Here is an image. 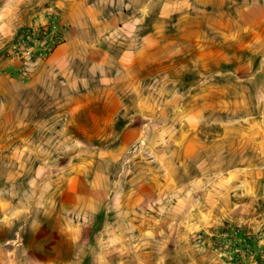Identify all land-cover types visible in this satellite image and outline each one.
<instances>
[{"label":"rangeland","instance_id":"374dc122","mask_svg":"<svg viewBox=\"0 0 264 264\" xmlns=\"http://www.w3.org/2000/svg\"><path fill=\"white\" fill-rule=\"evenodd\" d=\"M134 13L122 15L133 21L102 44L115 54L142 45L157 53L142 74L129 75L118 61L117 139L108 144L76 138L96 117V106L84 108L86 95L101 93L95 90L101 72L90 71L93 60L49 61L61 45L41 60L30 56V48L44 50L33 35L40 22L53 24L41 29L47 42L57 26L68 33L61 6L21 0L19 9L0 10V239L6 260L16 232L25 242L39 226L28 213H46L48 227L55 222L51 213L74 188L71 156L82 144L117 149L116 162L102 159L100 168L83 175L89 182L100 177L104 189L110 181L109 198L101 199L100 245L89 236L82 252L90 264L264 260V243L256 241L264 232V0L194 2L181 19L165 22V35L154 44L143 37L158 18L153 13L141 27ZM125 130L132 135L124 137ZM158 177V184L150 181ZM139 190L143 199H137ZM188 193L195 199L191 227L176 218L174 207ZM253 219L262 225L253 228ZM18 254L28 252L22 246Z\"/></svg>","mask_w":264,"mask_h":264},{"label":"crops","instance_id":"0c3cea01","mask_svg":"<svg viewBox=\"0 0 264 264\" xmlns=\"http://www.w3.org/2000/svg\"><path fill=\"white\" fill-rule=\"evenodd\" d=\"M40 1L46 2L48 0ZM212 1L145 0L143 3H132L130 0H55L57 5L64 10V20L70 25V29L66 34L65 41L59 48L60 51L56 52L49 61L65 62L73 59H91L93 61L88 63L90 71L101 72V77L98 75V86L95 89L101 93L96 97H90L94 94L86 95V103H84V108L97 107V109L92 107L96 117L92 126L81 131L82 134H76V138L81 140L108 139V144H110L111 139H117V102L113 99L119 84L116 65L119 61L121 67L126 69L129 75L132 71H134V75L142 74V70L146 68L147 59L154 57L157 53L150 48V45H142L132 51L125 49L120 54H115L110 48L104 47L103 41L108 42L117 39L120 30H123L133 21L132 19H122L121 16L132 10L135 12L134 16L139 18L137 24L142 27L147 18L154 13L158 18L157 28L143 37L145 43L154 44L159 42V37L165 35V22L167 20L171 18L181 19L194 2L209 4ZM20 5L21 0H0V10L3 12L8 8L19 9ZM172 57H175V54ZM135 80L138 79L135 78ZM131 132V130H125L122 134L127 137L132 135ZM71 158L72 171L76 172L74 174V188H71L67 196L58 204L57 209L51 213L52 220L55 222L50 223V227H48L46 213H28L29 222L31 223L32 219L36 220L39 224L38 228L29 232V238L25 242V238H20V231L16 232V239H13L12 248L8 251L11 258L7 260L6 245L4 239L1 238L0 264H90L88 256L82 252L91 241L89 236H93L94 244L99 243L100 245L98 238L104 230L100 228V220L104 211L101 199L104 198L103 195L109 198L110 181L104 189L99 184L101 182L100 177L96 181L91 180L89 182L83 175L87 170L100 168V164L105 163L102 159L116 162L117 149L111 148L110 145L102 149L98 146L89 148L82 144L72 154ZM159 177L150 181H156L158 184L160 182ZM157 188L159 187L157 186ZM137 193L140 194L137 199H143L142 190ZM194 202V196L188 193L182 199L180 198L174 206L177 213L176 218L185 219V222L188 221L189 227L192 226L191 219L195 218L192 211ZM86 208L87 211H85ZM91 210L93 214L89 213ZM129 213V209L125 211L126 216ZM87 219H91L89 224L86 223ZM252 221L254 222L253 228L262 225L260 220L255 222L253 219ZM71 222L73 223L72 226H70ZM178 225L180 226V224ZM256 241L259 244L264 243V232L256 234ZM22 246L28 252L25 258H20L18 254ZM74 251L78 252L73 254ZM160 259L162 260L163 257ZM221 264H230V262L225 263L223 261ZM247 264H264V260L259 259Z\"/></svg>","mask_w":264,"mask_h":264},{"label":"built area","instance_id":"2783aa9c","mask_svg":"<svg viewBox=\"0 0 264 264\" xmlns=\"http://www.w3.org/2000/svg\"><path fill=\"white\" fill-rule=\"evenodd\" d=\"M48 25L51 27L53 26V24H51V22H50V24L47 22H40L39 24H37V27L34 29V32H33V35H36V33H38V36L36 38L37 41L35 40V42H37L38 44L39 43L42 44L44 46V50H38V49L30 48V56H36L39 60L49 56L54 50H56L65 41V36H66L65 32L67 30H65L59 26H57L54 29V32L56 34H54V36L50 42H47L43 36H40V34L43 33V30H41V29L47 28ZM27 38L31 39L32 37L30 34H28ZM22 73L24 76L27 74L25 69H22Z\"/></svg>","mask_w":264,"mask_h":264}]
</instances>
